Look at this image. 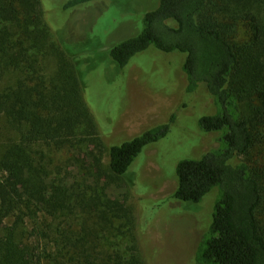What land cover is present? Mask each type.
I'll return each mask as SVG.
<instances>
[{
	"label": "trees",
	"instance_id": "16d2710c",
	"mask_svg": "<svg viewBox=\"0 0 264 264\" xmlns=\"http://www.w3.org/2000/svg\"><path fill=\"white\" fill-rule=\"evenodd\" d=\"M152 48L181 56L187 92L214 107L199 125L217 145L177 165L173 193L214 208L196 261L264 264V0H160L111 57L123 68ZM175 120L112 145L104 168L77 66L41 0H0V264H144L125 175ZM92 140V163L71 156ZM123 184L125 199L110 194Z\"/></svg>",
	"mask_w": 264,
	"mask_h": 264
},
{
	"label": "rangeland",
	"instance_id": "374dc122",
	"mask_svg": "<svg viewBox=\"0 0 264 264\" xmlns=\"http://www.w3.org/2000/svg\"><path fill=\"white\" fill-rule=\"evenodd\" d=\"M66 1L41 0L51 35L58 37L77 66L99 129L93 137L101 139L103 167L109 166L112 145L176 118L168 135L147 146L134 172L125 175L132 186L127 202L132 204L144 264H199L196 252L211 227L216 198L211 209L210 202H185L173 193L177 165L217 145L215 136L199 125L204 113L214 112L210 98L201 90L187 92L183 58L177 53L152 48L123 68L113 61L111 49L139 34L145 14L160 0H103L63 10ZM52 67H57L55 61ZM80 148L84 150L68 157L92 163L96 142ZM126 187L111 186L109 192L125 199Z\"/></svg>",
	"mask_w": 264,
	"mask_h": 264
}]
</instances>
